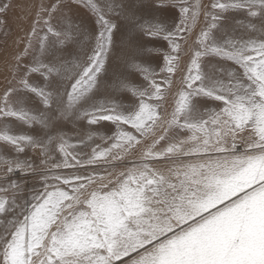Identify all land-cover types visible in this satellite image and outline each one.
<instances>
[{
  "label": "snow or ice",
  "instance_id": "obj_1",
  "mask_svg": "<svg viewBox=\"0 0 264 264\" xmlns=\"http://www.w3.org/2000/svg\"><path fill=\"white\" fill-rule=\"evenodd\" d=\"M0 264H264V0H0Z\"/></svg>",
  "mask_w": 264,
  "mask_h": 264
}]
</instances>
